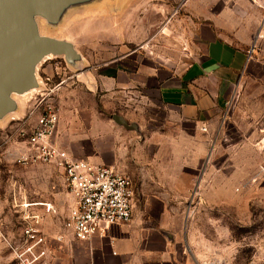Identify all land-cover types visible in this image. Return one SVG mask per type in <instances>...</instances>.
I'll use <instances>...</instances> for the list:
<instances>
[{
  "label": "rangeland",
  "instance_id": "1",
  "mask_svg": "<svg viewBox=\"0 0 264 264\" xmlns=\"http://www.w3.org/2000/svg\"><path fill=\"white\" fill-rule=\"evenodd\" d=\"M184 1L108 0L107 12L84 13L129 16L117 18L114 24L102 21L91 24L102 32L81 35L75 42L77 45L70 42L75 49L81 48L101 72L110 61L134 54L131 60L159 61L160 68L168 71L161 73V77L173 75L179 80L193 44V36L184 23ZM95 4L96 1L91 6ZM84 7L75 10L78 13ZM151 13H159L161 17L152 18ZM163 13L168 17H163ZM40 23L43 22L39 20L38 25L41 35L63 39L58 27ZM258 28L243 72L232 83L231 97L216 109L209 102L211 118L214 123H221V127L218 132L208 131L206 155L203 161L191 163V188L183 197L185 220L181 233L191 254L203 264H264V13ZM87 61L81 54L73 66L66 65L62 57L44 58L36 68L37 87L23 93L31 92L28 96L13 95L17 108L0 119V234L4 237L0 238V264H18L10 246L22 240L25 212L39 215L38 227L46 235L62 224L64 228L73 200L62 172L51 164L17 163V157L25 154L27 148L15 132L18 121L26 116L28 101L44 89L58 108L56 131L61 120L62 132H57L58 140L81 130L86 132L94 115L92 108H99L103 118H108L109 112L101 99L93 100L76 88L71 77L75 71H87ZM122 61L131 72L134 62ZM211 84L214 88L215 83ZM154 100L159 106L158 99ZM27 123H33V117ZM40 202L53 204L55 212L44 214L42 206L26 205Z\"/></svg>",
  "mask_w": 264,
  "mask_h": 264
},
{
  "label": "crops",
  "instance_id": "2",
  "mask_svg": "<svg viewBox=\"0 0 264 264\" xmlns=\"http://www.w3.org/2000/svg\"><path fill=\"white\" fill-rule=\"evenodd\" d=\"M263 4L264 0H185L184 23L193 44L179 80L171 74L161 77L168 71L159 61L131 60L134 54L110 61L101 72L76 46L89 69L71 74L75 86L93 100L101 99L109 117L92 108L86 132L62 141L57 138V132L62 133L59 120L53 141L74 158L129 177L136 197L130 222L108 226L102 236L79 241L63 224L47 235L42 232L47 237L42 264H203L191 254L181 233L183 197L191 188V163L206 155L208 131L221 127L211 118L209 102L216 109L231 97L232 83L242 74L258 35ZM123 14L66 13L59 29L63 39L77 45L81 35L102 32L91 24H114L129 16ZM122 60L134 62L131 72ZM114 105L118 108L112 110ZM111 115L135 123L138 131L118 126Z\"/></svg>",
  "mask_w": 264,
  "mask_h": 264
},
{
  "label": "built area",
  "instance_id": "3",
  "mask_svg": "<svg viewBox=\"0 0 264 264\" xmlns=\"http://www.w3.org/2000/svg\"><path fill=\"white\" fill-rule=\"evenodd\" d=\"M43 80L46 85L48 78ZM48 97L46 89L33 95L27 103L26 116L18 121L15 136L22 141L27 152L19 155L16 162L22 165L51 164L62 172L64 185L73 200L64 230L76 240L102 236L108 226L129 223L135 194L132 180L110 167L74 158L60 148L53 141L58 108ZM30 117H33V123H27ZM26 205L42 206L44 214L55 212L53 204L47 202ZM22 220L25 223L22 240L10 246L13 257L18 264H42L46 257L47 237L38 227L40 217L25 212ZM0 238L4 239L1 234Z\"/></svg>",
  "mask_w": 264,
  "mask_h": 264
},
{
  "label": "water",
  "instance_id": "4",
  "mask_svg": "<svg viewBox=\"0 0 264 264\" xmlns=\"http://www.w3.org/2000/svg\"><path fill=\"white\" fill-rule=\"evenodd\" d=\"M107 1L0 0V119L17 108L13 95L37 87L36 68L41 60L62 57L66 65L73 66L80 59L70 41L41 35L39 20L43 22L40 24L59 28L66 13H77L75 9L84 6L78 13L107 12ZM111 120L126 130L138 131L135 123L128 124L119 115H111Z\"/></svg>",
  "mask_w": 264,
  "mask_h": 264
},
{
  "label": "bare ground",
  "instance_id": "5",
  "mask_svg": "<svg viewBox=\"0 0 264 264\" xmlns=\"http://www.w3.org/2000/svg\"><path fill=\"white\" fill-rule=\"evenodd\" d=\"M47 58L49 59V58H50V56H49V57H47ZM30 93H31V92H30ZM30 93H28V94H27V93H26V94H23V95H21L20 97H22V96H25V95H26V96H28Z\"/></svg>",
  "mask_w": 264,
  "mask_h": 264
}]
</instances>
